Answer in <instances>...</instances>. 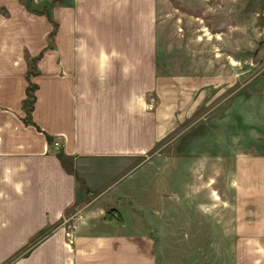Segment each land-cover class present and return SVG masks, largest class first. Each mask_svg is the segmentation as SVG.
<instances>
[{
	"label": "crops",
	"instance_id": "crops-1",
	"mask_svg": "<svg viewBox=\"0 0 264 264\" xmlns=\"http://www.w3.org/2000/svg\"><path fill=\"white\" fill-rule=\"evenodd\" d=\"M33 4L42 11H31L26 0H0V264L48 224L56 226L11 264H155L148 223H157L160 214L141 212L137 221L89 207L96 196L111 194L106 189L123 195L139 182L142 192L141 177L132 173L161 157L158 143L223 89L190 86L179 80L183 76L167 81L159 58L164 0ZM35 57L38 72L30 80L37 88L27 123L26 73ZM236 118L243 125L241 115ZM256 141L251 151L227 153L235 164L233 264H264V139ZM138 157L143 161L108 186L101 180L116 166L111 161L124 166ZM96 189L95 197L84 199ZM75 203L81 208L67 228L65 213ZM132 221L139 230L126 229Z\"/></svg>",
	"mask_w": 264,
	"mask_h": 264
},
{
	"label": "rangeland",
	"instance_id": "rangeland-1",
	"mask_svg": "<svg viewBox=\"0 0 264 264\" xmlns=\"http://www.w3.org/2000/svg\"><path fill=\"white\" fill-rule=\"evenodd\" d=\"M159 58L163 72L170 76L167 81L183 76L179 80L187 85H215L223 90L158 143L156 152H163L161 157L132 173L141 177L142 192L137 182L135 189L123 195H116V188L106 189L111 194L104 199L96 196V189L83 194L84 199L96 196L89 208L101 215L111 209L115 217L138 221L141 212L143 217L160 214L163 218H157V223H148L154 228L155 264H233L237 223L235 191L230 184L235 164L227 153L251 151L258 137L264 139V126H247L262 120L264 0H164ZM253 92L260 93L255 101ZM237 114L243 125L237 122ZM65 160L75 165L72 159ZM141 161L143 157H138L124 166L111 161L116 166L108 167L110 175L101 180L108 186ZM79 207L75 203L65 213L67 228L73 223L69 217ZM245 209L250 218V208ZM126 223V229L139 230V222Z\"/></svg>",
	"mask_w": 264,
	"mask_h": 264
},
{
	"label": "trees",
	"instance_id": "trees-1",
	"mask_svg": "<svg viewBox=\"0 0 264 264\" xmlns=\"http://www.w3.org/2000/svg\"><path fill=\"white\" fill-rule=\"evenodd\" d=\"M27 7L33 12H40L42 10L37 9L33 6V0H26ZM37 60V57L31 59V63L29 64V70L26 73V77L29 81L26 87V96L23 99V108L25 110L26 116L24 117V121L27 123H31L30 115L33 109L34 101H35V90L37 88V84L30 80V77L36 74L38 71L36 66L34 65ZM50 139V136H48ZM59 158H62V153H58ZM110 213H113L111 209L106 212V216ZM56 224H48L41 230H39L30 240L29 242L20 250L13 253L9 256L3 263L1 264H11L17 258L26 255L39 241H41L46 235H48Z\"/></svg>",
	"mask_w": 264,
	"mask_h": 264
},
{
	"label": "built area",
	"instance_id": "built-area-1",
	"mask_svg": "<svg viewBox=\"0 0 264 264\" xmlns=\"http://www.w3.org/2000/svg\"><path fill=\"white\" fill-rule=\"evenodd\" d=\"M53 144H54V146H56V147L59 146V142H58V140H54V141H53Z\"/></svg>",
	"mask_w": 264,
	"mask_h": 264
}]
</instances>
